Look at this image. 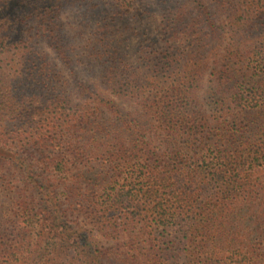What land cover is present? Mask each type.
I'll return each instance as SVG.
<instances>
[{"label": "trees", "instance_id": "1", "mask_svg": "<svg viewBox=\"0 0 264 264\" xmlns=\"http://www.w3.org/2000/svg\"><path fill=\"white\" fill-rule=\"evenodd\" d=\"M0 264H264V0H0Z\"/></svg>", "mask_w": 264, "mask_h": 264}, {"label": "rangeland", "instance_id": "2", "mask_svg": "<svg viewBox=\"0 0 264 264\" xmlns=\"http://www.w3.org/2000/svg\"><path fill=\"white\" fill-rule=\"evenodd\" d=\"M148 30L151 31V32H148L149 35H153L155 33V31L153 30V24L151 22L149 24ZM126 42L124 44V46L126 45L125 49H126L127 52L131 53V51H132V47L131 46L132 45H127V44H131L132 41L131 40H126Z\"/></svg>", "mask_w": 264, "mask_h": 264}]
</instances>
